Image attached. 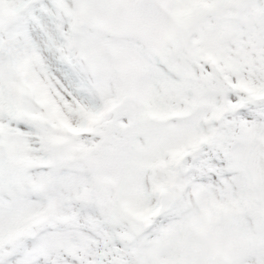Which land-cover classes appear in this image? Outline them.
Instances as JSON below:
<instances>
[{
    "label": "snow or ice",
    "instance_id": "1",
    "mask_svg": "<svg viewBox=\"0 0 264 264\" xmlns=\"http://www.w3.org/2000/svg\"><path fill=\"white\" fill-rule=\"evenodd\" d=\"M0 264H264V0H0Z\"/></svg>",
    "mask_w": 264,
    "mask_h": 264
}]
</instances>
